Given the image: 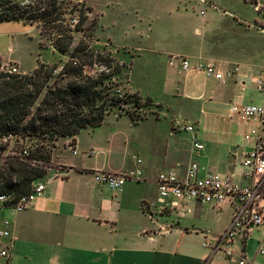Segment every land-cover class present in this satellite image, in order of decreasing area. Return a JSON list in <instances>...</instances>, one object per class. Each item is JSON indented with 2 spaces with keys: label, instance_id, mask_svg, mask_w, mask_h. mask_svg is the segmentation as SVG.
Instances as JSON below:
<instances>
[{
  "label": "crops",
  "instance_id": "1",
  "mask_svg": "<svg viewBox=\"0 0 264 264\" xmlns=\"http://www.w3.org/2000/svg\"><path fill=\"white\" fill-rule=\"evenodd\" d=\"M262 7V3L255 4L262 15L259 21H231L238 34L232 35L227 24L217 30L221 40L204 39L192 48L175 46L168 52L164 67L157 56L160 48L156 41L146 42L145 47H120L115 38H100L98 17V42L114 52L123 49L133 53L128 67L129 92L159 104L162 115H177L169 122L131 119L127 126L111 125L106 118L99 127L60 138L52 155L60 169L47 176L44 192L21 211L0 206V231L8 228L13 239L10 264L203 263L210 253L205 244L230 227L231 208L200 203L174 208L171 199L160 201L157 180L163 172L183 174L195 164L201 175L234 173L242 181L241 163L255 145L259 124L240 117L233 108L264 104ZM140 9L136 7V14ZM12 22L24 23L14 20L0 25ZM149 32L153 33L151 25ZM144 50L149 55L137 68ZM172 56H183L193 64L214 65L223 77L182 71L170 66ZM0 57L6 60L1 52ZM16 63L18 72L26 73ZM150 67L154 74L148 71ZM174 119H189L194 134L173 128ZM194 141L203 148H196ZM60 145L59 156L56 151ZM99 173L123 175L127 181L113 189L96 182ZM233 249L235 258L244 254L249 264H264L260 254L264 250V224L246 244L237 240ZM213 263L226 264L224 254H215Z\"/></svg>",
  "mask_w": 264,
  "mask_h": 264
},
{
  "label": "rangeland",
  "instance_id": "2",
  "mask_svg": "<svg viewBox=\"0 0 264 264\" xmlns=\"http://www.w3.org/2000/svg\"><path fill=\"white\" fill-rule=\"evenodd\" d=\"M18 4L20 13L24 15V23L12 22L0 25V52L6 60H1V70L17 69L19 62L20 68L26 73L35 69L38 61L58 64L60 68L69 59V54H61L52 45L55 37L63 31H46V35L42 36L43 21H32L30 18L39 13L51 10L50 0H0V13L4 9L3 4ZM258 3L264 4V0H258ZM163 4L167 7L163 9ZM43 6L42 9H39ZM136 7H140V11L136 14ZM56 8L57 13L63 12L62 20L54 23L56 26L71 28L73 30L74 43L71 48L74 49L80 41L88 43L89 47L95 51L104 52L113 56L119 66L124 64L121 73L111 71L110 79L106 80V84L114 88H122L127 92V98H121L122 101L118 105L113 106L106 118L112 125L119 123V126H127L131 123V119L142 121L153 118V120H166L169 122L176 113L170 115H162L159 112V104H154L152 100L142 99L141 97L131 94L127 88L129 78L128 67L133 57L130 50L121 49L120 53L114 52L107 45L99 43L95 33L96 25L99 18L98 35L101 39L112 37L116 40V45L135 47L147 45L146 42L158 43V57L161 56V65L164 67L168 58V52L175 46L195 47L204 39L221 40V35L217 31L227 24L231 27L232 35L238 34V30H234L232 26L234 19L242 23H254L262 19V15L255 10V3L250 0H59ZM160 8V9H159ZM264 12V7H262ZM77 17L79 21L85 19L78 31L76 26L71 27V19ZM231 22V23H230ZM19 23V24H18ZM149 25L153 29V33L149 32ZM9 27V28H6ZM196 31H200L197 33ZM215 37V38H214ZM217 37V38H216ZM235 38H237L235 36ZM204 42H201L203 44ZM143 57L138 63L143 66V58L149 55L148 51H142ZM51 64V65H53ZM100 68V67H99ZM96 67L95 71H91L90 75L97 76L101 69ZM150 74H154V68L148 69ZM59 70L51 81L52 85H65L70 80H60L58 77ZM158 105V106H156ZM189 110V108H188ZM180 118V117H179ZM183 118V117H181ZM185 119V118H184ZM187 120V119H186ZM189 121V119L187 120ZM175 119L173 128L175 127ZM193 122V121H192ZM191 122V123H192ZM179 130V129H178ZM45 141L37 139H17L12 138L7 151L1 152L0 158V195L7 194L14 201L19 197L18 189L24 181L26 174H20L18 171L11 169V164H16L7 156H18L24 158L23 149L35 150L38 144ZM47 145L51 142L46 141ZM57 146V145H56ZM49 150L52 147H47ZM53 148V152L54 149ZM60 149L56 151V155H61ZM53 155V153H52ZM28 158V157H27ZM24 158L23 161L29 159ZM22 160V159H21ZM30 161V160H29ZM39 164L40 169L46 170L44 177L34 182H46L47 176L53 171L59 170L60 165L52 160H40L34 166ZM26 179V178H25Z\"/></svg>",
  "mask_w": 264,
  "mask_h": 264
},
{
  "label": "trees",
  "instance_id": "3",
  "mask_svg": "<svg viewBox=\"0 0 264 264\" xmlns=\"http://www.w3.org/2000/svg\"><path fill=\"white\" fill-rule=\"evenodd\" d=\"M51 10L31 17L32 21H43L41 35L46 31H65L57 35L52 42L53 47L61 54H69V59L62 68L58 64L39 65L28 73H11L1 70L0 57V158L1 152L8 150L12 138L37 139L51 142L38 144L35 150L29 151L28 161L18 156H7L16 164L11 169L26 174L18 189L19 196L31 192L33 183L47 173L40 169V160L50 161L53 148L60 138L76 136L87 127L103 125L109 110L119 104L121 98L114 95L106 84L111 71L121 73L124 64L110 54L91 49L87 42L80 41L71 50L74 43L73 30L54 25L62 20L63 12H58L59 0H50ZM258 4V0H250ZM0 13V23L5 21H25L18 4L4 3ZM40 6L39 9H42ZM85 22L79 21L75 27L78 31ZM63 29V30H62ZM100 67L97 76L90 75ZM59 70L60 80L70 79L67 84L52 85L51 81ZM52 147L48 149L47 147ZM26 149H23L24 152ZM24 159V158H23Z\"/></svg>",
  "mask_w": 264,
  "mask_h": 264
},
{
  "label": "built area",
  "instance_id": "4",
  "mask_svg": "<svg viewBox=\"0 0 264 264\" xmlns=\"http://www.w3.org/2000/svg\"><path fill=\"white\" fill-rule=\"evenodd\" d=\"M79 23L77 17L71 19V27ZM170 66H178L182 71H200L208 77L222 79L223 75L214 65L193 64L183 56H172ZM17 73V69H8ZM113 94L119 98H127L128 94L122 88H114ZM234 113L259 124V131L255 145L247 152L242 160V181L234 173L229 175L206 174L201 175L197 165L190 166L185 173L163 172L159 175L158 191L160 201L171 199L170 205L179 208L188 203H200L221 208L228 205L232 210V222L228 230L216 240L207 242L205 247L209 250L202 264H214V255L223 253L226 264H249L247 257L242 254L234 257V244L237 240L246 244V240L264 224V104L241 105L233 108ZM175 127L180 131L194 134V126L184 120H177ZM195 147L203 148L195 142ZM24 158L29 156L25 150ZM74 154L77 150L74 149ZM23 160V158H21ZM96 182L113 189H118L127 181V177L117 174L99 173L95 176ZM46 188V182L33 183L30 193L21 195L12 200L7 194L0 195V206L21 211L27 208ZM12 237L8 228L0 231V264H10L12 255ZM264 255V250H260Z\"/></svg>",
  "mask_w": 264,
  "mask_h": 264
}]
</instances>
